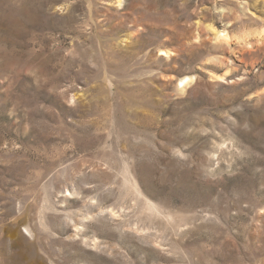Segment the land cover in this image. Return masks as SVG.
<instances>
[{"label":"rangeland","instance_id":"1","mask_svg":"<svg viewBox=\"0 0 264 264\" xmlns=\"http://www.w3.org/2000/svg\"><path fill=\"white\" fill-rule=\"evenodd\" d=\"M0 264H264V0H0Z\"/></svg>","mask_w":264,"mask_h":264}]
</instances>
